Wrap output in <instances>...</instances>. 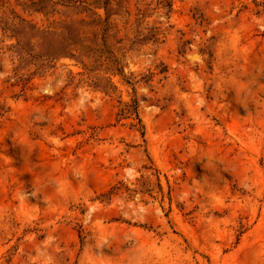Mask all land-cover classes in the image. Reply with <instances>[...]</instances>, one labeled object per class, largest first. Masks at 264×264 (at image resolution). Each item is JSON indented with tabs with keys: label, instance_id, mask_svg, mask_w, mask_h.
Returning a JSON list of instances; mask_svg holds the SVG:
<instances>
[{
	"label": "rangeland",
	"instance_id": "obj_1",
	"mask_svg": "<svg viewBox=\"0 0 264 264\" xmlns=\"http://www.w3.org/2000/svg\"><path fill=\"white\" fill-rule=\"evenodd\" d=\"M0 264H264V0H0Z\"/></svg>",
	"mask_w": 264,
	"mask_h": 264
},
{
	"label": "trees",
	"instance_id": "obj_2",
	"mask_svg": "<svg viewBox=\"0 0 264 264\" xmlns=\"http://www.w3.org/2000/svg\"><path fill=\"white\" fill-rule=\"evenodd\" d=\"M105 9L107 10L106 6H105ZM107 14H108V13H107ZM80 24L93 25V24H95V20L92 21V22H90V23H85L84 21H81ZM86 50H87V52H89V53H93V51H94L92 48H88V47H86ZM69 56L72 57V58L74 57V55H72V54H69Z\"/></svg>",
	"mask_w": 264,
	"mask_h": 264
}]
</instances>
